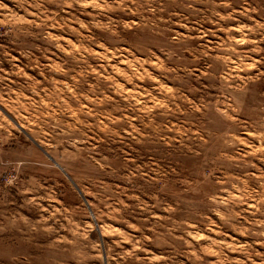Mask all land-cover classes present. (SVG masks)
<instances>
[{
    "label": "rangeland",
    "instance_id": "obj_1",
    "mask_svg": "<svg viewBox=\"0 0 264 264\" xmlns=\"http://www.w3.org/2000/svg\"><path fill=\"white\" fill-rule=\"evenodd\" d=\"M0 264H264V0H0Z\"/></svg>",
    "mask_w": 264,
    "mask_h": 264
},
{
    "label": "water",
    "instance_id": "obj_2",
    "mask_svg": "<svg viewBox=\"0 0 264 264\" xmlns=\"http://www.w3.org/2000/svg\"><path fill=\"white\" fill-rule=\"evenodd\" d=\"M58 165V164H57Z\"/></svg>",
    "mask_w": 264,
    "mask_h": 264
}]
</instances>
